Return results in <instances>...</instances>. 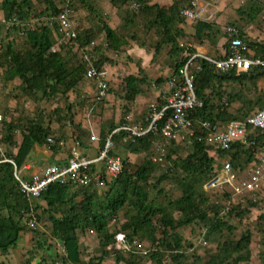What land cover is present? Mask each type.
<instances>
[{
	"label": "rangeland",
	"instance_id": "rangeland-1",
	"mask_svg": "<svg viewBox=\"0 0 264 264\" xmlns=\"http://www.w3.org/2000/svg\"><path fill=\"white\" fill-rule=\"evenodd\" d=\"M56 1L60 6L67 3V0ZM69 1L74 11V22L78 33H86L89 30L92 32L90 35L93 40L85 44V46H80L81 50L76 49L77 53H74L69 47L63 48L62 51L66 54L73 68L79 65L87 68L88 65L83 62L82 53L88 51L92 55L95 66L99 71H104L105 76L108 75L107 70L114 72L116 79L109 78L107 80L109 83L107 95H110V100H106L107 95L99 97L97 81L87 77L86 72H82L83 78L75 89L70 90L66 94L59 92L54 96H43L41 98L40 95L30 97L24 94L19 87L21 80L18 77L8 80L7 75L0 69V116L2 117L0 119V135L7 133L6 122L12 121L15 126L14 143L10 144L2 140L0 143V157L14 153V150H16L14 146H18L21 142L29 123L39 116H43L46 125L52 129L49 136L64 139L62 140L64 142L63 146L59 145L60 147H58L60 151L70 155L74 147L89 145L85 142H89V148H93L91 139H93V127L95 125H101L102 129L110 133L112 125H118L125 121L133 125L147 124L153 105L158 103L159 95L167 94L164 86L173 75L172 65L174 61L171 59L170 53H168L169 47H172V45L163 46L162 53L158 55L151 65L150 73L145 74L149 80L146 83L147 85H145L144 92L146 94L141 97L142 100H139V104L136 105V102L130 103L125 99L127 90L126 83L123 80L133 70L130 68L122 70L123 64L133 67L135 64L129 63V58H126V61L123 60L122 57H126L124 56L126 53L125 49L116 52L108 47L104 30V25L108 23L120 32L123 31L125 33L128 40H131L129 46L146 45V49L153 53L156 43L160 39V34L158 33L157 36L151 34V23L153 22V13L151 11H141L134 7L131 2L117 7L111 0H86V3L80 0ZM176 1L179 2L180 7L181 0H151L150 2L153 4L159 3L164 8H168ZM35 3L37 11L45 7L44 3L38 1ZM201 12L202 20L209 21L215 26L212 32L205 35L202 40L196 38L194 34L196 21L189 23L181 15V12L179 13L180 16L178 15V18H176L174 28L179 29L178 26L180 24H183L185 28V31H181L178 37L179 45L184 50L188 47L189 49L193 48L195 43L200 45L201 49H204L207 45L214 47L217 44V38H220L219 41L224 44L225 27L234 25L246 37L247 43L250 44L249 46L255 49L258 54L264 53L261 52V46L264 44V0H201ZM45 19L42 17L31 19L26 25L29 28H35L42 22L46 23ZM55 20L56 18H50L47 23L54 26ZM0 23H6L1 9ZM7 27L8 25H5L2 29L4 36L8 32ZM11 37L15 38L16 34L13 33ZM136 37L138 41H136ZM24 39L22 34L20 38L15 39L18 49L24 45ZM217 52L219 53V50ZM159 76L165 80L156 83V79ZM217 91L223 96L220 97ZM208 92L212 95L211 97L215 104H226L229 107V111L248 108L253 102L255 109H258L264 106V75L255 80L250 78V76H243L237 81L217 84L215 88ZM144 97H149V100L144 99ZM77 102H80L82 106L78 105ZM74 109L80 110L83 117L86 116L85 113H88L89 117L88 115L86 116V128L84 129L87 131L88 135L86 136L90 137L89 139L85 140V138H82V131L80 130L82 127L79 128L74 124ZM54 110H61V120L58 118V113L53 112ZM71 113H73L72 118ZM105 115L108 116L106 121L103 120ZM155 140L153 141L154 143L152 142L151 147L140 148L142 145L139 142H135L137 141L136 139H125L124 135L120 133L115 140L114 153L121 157L122 161L127 162L132 173V171H136L138 167L149 160L151 156L154 157L156 155L157 157L159 150L156 142L161 141L162 145L164 139ZM135 143L139 146L136 150L134 149L137 146L134 145ZM166 145L167 148H171V151H176L172 154L173 158L183 164L193 150L189 144L185 146L184 144L170 142L166 143ZM41 147L51 149V145L48 143ZM98 150L99 146L94 150L95 154ZM220 153L218 154L220 155ZM222 157L226 156L222 155L218 159H214V164H218L219 168ZM174 165L170 159L155 160L149 175V182L145 184V189L149 194L152 206L163 208L170 216L178 219L181 216V211L171 202L176 201L183 195L184 188L180 181L184 180L183 182L186 181L185 183H188L189 180V182L194 183L196 198L200 202L199 195L200 193L203 194L204 186L202 189V184L205 178H202V182L199 178L194 181L191 176L188 179L189 175L187 173L183 176L178 169L172 171L171 169H173ZM245 167L240 164L241 169L238 170L237 168L236 170L239 172L240 178L246 182H251L254 178L253 174L248 172ZM168 169L171 171L165 178L163 175L168 172ZM98 171L99 180L90 184L88 188L74 187L70 189L69 193L73 196L72 203H80L92 190L97 193L95 198L97 203L106 205L107 193L112 189V184L117 177H111L106 174L104 168ZM193 176H198V174ZM206 192L211 196L209 203L213 204L217 198L215 193ZM219 199L222 201V198ZM236 201L237 203L234 204V207H237L239 214L237 213L228 218L229 224L235 226L232 231H229L228 228L223 231H212V217L210 219L206 217L204 219L198 218L193 223L181 228L173 229V227H169L167 233H165L164 226L161 223L163 215L159 213L152 218L155 228L154 233L140 232L132 238L129 237L131 230L124 226L129 221L130 216L127 215V210L122 208L117 215L108 216V232L115 235V243L111 244V248L114 249H112L110 255L103 256L100 237L92 228L87 227L78 230L77 236L82 252V260L78 263L64 261V256L67 252L63 242L55 236L52 222L48 217L35 212L36 223L31 225L28 211H25L22 213V221L29 228L25 237L29 243V249H19L22 257L18 264H23L28 259H31L34 264H89L91 259L99 260V257H104L103 259H105L102 264H166L172 261L171 258L177 252L185 255L184 257H178L177 263L179 264H206L212 258H217L220 247L226 238L236 241L245 232L251 233V242L246 247V252H250V258L239 262V264H264V193H248L244 191ZM201 207L205 208L206 203H202ZM2 214L7 215L8 211L3 210ZM131 214H136V210H132ZM119 233L125 235L124 242L121 240L122 235H119ZM177 234L182 237L181 246L179 249H167L164 246L163 239L166 238L167 241H171L175 245V236ZM168 235L169 238H167ZM117 238L119 239L118 242L116 241ZM19 242V245L23 243L21 240ZM116 251L123 256V261L117 262ZM159 260H161V263Z\"/></svg>",
	"mask_w": 264,
	"mask_h": 264
},
{
	"label": "trees",
	"instance_id": "trees-1",
	"mask_svg": "<svg viewBox=\"0 0 264 264\" xmlns=\"http://www.w3.org/2000/svg\"><path fill=\"white\" fill-rule=\"evenodd\" d=\"M36 1L44 3L45 7L37 11L36 3L34 4ZM80 1L86 3V0ZM111 1L117 7H121L128 2H136L140 5L138 8L139 10H148V12L151 11L153 13V22L151 24L152 27L157 28L160 34V39L156 45V53L160 52L164 44H171L172 49L170 51V57L174 61L172 65L173 74H179L180 68L184 65L186 59L183 56L184 49L179 45L178 41V37L183 30L180 28L175 29L174 23L181 12V8L184 6L183 0H181V8L179 7L178 1L174 2L168 8H164L159 3L149 4L151 0ZM66 2L67 3L63 6H60L56 0H1L0 9L3 12L6 23H0V69L7 75L8 80L18 77L21 80L19 85L20 89L24 94L30 97L39 95L41 98L43 96L51 97L59 92L66 94L70 90L75 89L76 85L83 78L82 72L84 73L87 71V68H85L86 66L83 65L73 68L66 54L63 53L62 49L65 47L71 48L74 53L77 52L74 49V45H70L66 42L58 44L57 19L55 23H53L54 26L47 23L50 18H57L58 14L66 5H72L69 0ZM41 17L44 19L46 18V23L42 22L35 28L27 27L26 23L31 19ZM5 25H8V32L4 36L2 29ZM214 27V24L209 21L197 20L195 26L196 38L202 40L205 35L212 32ZM104 30L109 48L120 50L123 45L128 43L125 37L110 25L105 24ZM53 31L57 34L56 36ZM13 33L16 34L15 38L11 37ZM91 33L92 32L89 30H87L86 33H78L77 41L79 46H85V44L92 41ZM21 34L24 35L25 38L23 41L24 45L18 49L15 44V39L20 38ZM54 45L56 46V51L51 50ZM78 50H81V47L80 49L78 48ZM195 50V48H191V51ZM261 50L264 52V45L261 46ZM201 64V69L195 72V90L199 98L204 100V106L203 108L193 111V115L211 120L213 123H223L236 118L245 119L251 113L264 108L263 106L255 109L253 102L248 108L229 111V107L226 104V106L215 104L211 97L212 95L208 92L215 88L217 84L237 81L243 76H250V78L255 80L264 75V66H252L248 71L238 74L235 71L220 73L205 60H202ZM142 71L143 70L140 69L141 74ZM143 81H145L144 76L138 77L136 75H131L124 79L127 90L125 95L126 100L132 101L135 99L136 95L139 93L137 85ZM218 95L220 97L223 96L221 93L219 94V92ZM158 104V108H160V106L164 104V101L160 99ZM53 112L58 113V118L61 120V110H54ZM72 117L73 113H71V118ZM6 123L7 133L1 135L2 140L12 144L14 143L15 126L12 121ZM114 126L112 125V127ZM111 129L113 130L114 128ZM51 131L52 129L50 126L46 125L43 116L35 118L34 121L27 126V130L24 132L22 141L18 146L17 153L15 155L9 154L7 157L14 158L17 165L21 167L29 159L35 144L41 146L47 144V137L50 135ZM108 134L106 130H103L101 145L104 144L105 137ZM119 134L120 133L115 135V140ZM121 134L123 135V133ZM155 138L156 137L149 134L147 136L137 137V141L135 142L141 143L142 147L140 148H146L149 146L151 147ZM257 139L259 142L263 141L264 133L259 131ZM171 142L178 143L175 140ZM179 144L188 145L187 143L181 142ZM134 145L136 146L137 144L135 143ZM189 145L192 146L193 150L184 161V164L173 158L172 154L176 151H171V148H166L164 159H170L173 165L175 164L174 167H172L173 169H171L172 171L178 169L183 176L187 173L189 175L188 179L191 176L194 181L199 178L202 182V178H205V183V180H208L215 174L214 157L210 156L203 142L195 140ZM235 147L236 149L234 150L221 152L219 157L222 155L229 156L234 168H238V170L241 169L240 164L247 168L249 164L254 162L252 152L245 150L239 145ZM138 148V145L134 147L135 150ZM51 149L57 152L59 148L57 146H51ZM154 162L153 156H151L149 160L131 173L129 165L127 162L125 163L123 161L124 167L122 173L115 179L116 181L113 182L112 189L108 191L106 205L97 203L95 200L97 193L92 190L80 203H72L73 196H71L69 192L71 188L76 186L57 182L50 184L39 198L29 199L21 191L19 183L14 177L13 164L8 161L2 162L0 164V250L2 252H7L11 247L18 244L21 232L28 230L24 221H22V213L25 211H28V213L33 211L35 213L38 212L39 208H41V215L48 217L52 222L55 236L63 242V246L67 252L64 256V261L76 263L82 260V252L80 250L77 232L79 229H85L87 227L92 228L98 233L101 241L100 246L103 248V256L110 255L112 249H114L111 248V244L115 243V235L108 232V216L117 215L122 208H125L128 212L127 215L130 216L128 219L129 221L124 225L125 228L131 230L129 233L130 238L134 235H138L140 232L154 233L155 228L152 218L159 213L163 215L161 217V223L164 226L165 233H167L169 227H173V229L181 228L193 223L198 218L204 219L206 217L209 219L212 217V231H223L227 228L229 231H232L235 229L234 225L229 224L228 218L237 213L239 214L237 207L235 208L233 206L228 215H221L220 205L215 202L213 204L209 203L211 196L203 189L204 183L202 184L203 194L200 193L199 202L196 198L197 195L194 183L189 182V180L188 183H185L186 181L183 182L184 180L180 181L184 188L183 195L176 201L171 202L181 211V216L178 219L170 216L165 209L152 206L149 194L145 189V184L149 182V175L152 171ZM171 170L168 169V172H165L166 174L163 176L166 178ZM196 174H198V176H193ZM78 187L88 188L89 186ZM40 200L44 201V204L41 203ZM202 203H206L205 208L201 207ZM3 210H7L8 214L3 215ZM132 210H136V214H131ZM38 214L40 215V213ZM167 238H169V235ZM181 240L182 237L177 234L175 236V245H173L171 241H167L166 238L163 239V242L167 249L174 250L179 249ZM250 242V232H245L236 241L226 238L220 247L217 258H212L206 264H239L241 261H246L250 258V252H246V247ZM184 256V253L181 254L177 252L171 258L172 261L166 264H179L177 263L178 257ZM103 258L104 257H99V260L91 259L89 264H102L103 260H105ZM116 258L117 262L123 261V256L120 255L118 251H116ZM159 262L161 263V260H159ZM23 264L34 263H32L31 259H28Z\"/></svg>",
	"mask_w": 264,
	"mask_h": 264
},
{
	"label": "built area",
	"instance_id": "built-area-1",
	"mask_svg": "<svg viewBox=\"0 0 264 264\" xmlns=\"http://www.w3.org/2000/svg\"><path fill=\"white\" fill-rule=\"evenodd\" d=\"M186 1L187 3L181 8L182 16L190 20L202 18L201 0ZM131 4L136 8L140 6L136 2H131ZM56 19L58 44L66 42L74 45L75 50L80 49L74 11L71 6L66 5ZM224 32L226 50L222 56L191 51L189 47L183 50L186 61L180 68V73L173 74L167 82L168 90L163 98L164 104L160 108H158V103L153 105L147 124L133 125L128 121L119 124L108 134L104 144L99 146L95 156L83 155L74 147L70 156L49 163L41 174H33L29 179L22 176V169L14 158L0 157V164L5 161L11 162L14 166V177L21 191L27 198L35 199L39 198L54 182L73 186H89L99 180L98 170L101 168H104L106 174L111 177H118L124 167L121 157L114 153L115 135L118 133H124L125 139H136L149 134L157 137L156 140L164 139L162 145L161 141L156 142L159 153L157 157L156 155L153 157L154 161L164 159L166 143L173 140L187 144H192L195 140L203 142L214 159L219 158V152L234 150L235 146L239 145L253 153L254 162L247 166V171L253 174V181L246 182L240 178L231 159L226 156L222 157L220 168L218 164H215L217 166L214 168L215 174L203 185L206 191L215 193L218 198L214 200L221 207L220 214L228 215L237 203L236 199L244 191L264 193V140L259 142L257 139L259 131L264 133V108L251 113L245 119L236 118L223 123H213L211 120L196 117L192 112L203 108L204 100L199 98L195 90V72L201 69V62L205 60L220 73L235 71L239 74L248 71L252 66H264V53L252 54L248 44L234 25L225 27ZM51 50L56 51V47L53 46ZM82 59L88 65L86 76L97 81L99 97L106 96L109 83L105 78V72L98 70L90 52L84 51ZM47 143L51 146H63L64 144L62 139L53 136L48 137ZM219 198H222V201ZM28 214L29 223L34 225L36 223L35 213L32 211ZM119 235L122 234L119 233ZM121 240L125 241V235H122Z\"/></svg>",
	"mask_w": 264,
	"mask_h": 264
},
{
	"label": "crops",
	"instance_id": "crops-1",
	"mask_svg": "<svg viewBox=\"0 0 264 264\" xmlns=\"http://www.w3.org/2000/svg\"><path fill=\"white\" fill-rule=\"evenodd\" d=\"M166 1V0H165ZM183 2H184V5L187 3V1L185 2V0H183ZM149 4H153V3H149ZM185 18V17H184ZM189 23L190 22H195V21H197V20H190V19H187V18H185ZM199 20H202V18H200ZM128 23L130 24V22L128 21ZM108 24V23H107ZM108 25H110V24H108ZM111 26V25H110ZM113 29H115V30H117L123 37H125V39L128 41V43L127 44H125V45H123L122 47H121V49L120 50H114V51H116V52H119V51H121L122 49H125V51H126V53H125V55L124 56H126V57H122L123 58V60H125L126 61V58H129V63H134L135 64V66L133 67V66H129V65H127V64H123V67H122V70H125V69H127V68H130V69H132L133 71L131 72V73H129L128 75H126L125 77H124V79L126 78V77H128V76H131V75H136V76H138V77H142V76H144L145 77V81H143V82H140V83H138V85H137V88L139 89V93L136 95V97H135V99L134 100H132V101H129L130 103L132 102H136V105L137 104H139V100L141 101L142 99H141V97L143 96V95H145L146 93L144 92L145 91V85H147L146 83L149 81L148 80V77L145 75V74H149L150 73V71H151V65L154 63V61H155V59L158 57V55H160L161 53H162V50H163V47H161V49H160V52L159 53H156V46H155V48H154V50H153V53L151 52V51H148L147 49H146V45H142V44H138L136 47H134V46H132V45H130L129 46V44H130V42H131V40L129 41L128 40V38H127V36L125 35V33L123 32V31H119L117 28H114L113 26H111ZM178 28H180V29H182L183 31H185V28H184V26H183V24H180L179 26H178ZM239 30V29H238ZM54 32V31H53ZM151 34H153V36H157L158 35V30H157V28H155V27H152V30H151ZM240 32V31H239ZM196 33V28H195V31H194V34ZM241 35H242V37L244 38V40L246 41V43H247V39H246V37L242 34V33H240ZM54 35L56 36L57 34L54 32ZM134 38H135V34H134ZM219 39L220 38H217V44H216V46H211V47H209L208 45H207V47L205 46V48L204 49H201L200 48V45H198V44H193V48H195L196 49V51H200V52H203V53H207V54H209V55H213V56H222L223 54H224V52H225V48H226V45H225V43H226V40H225V43L223 44V42L222 41H219ZM226 39V38H225ZM93 40V39H92ZM136 41H138V38L136 37ZM135 41V42H136ZM92 42V41H91ZM132 42H134V41H132ZM139 43V42H138ZM201 43V42H200ZM248 44V46L250 45L249 43H247ZM140 45V46H139ZM156 45H157V43H156ZM168 45H171V44H166V45H164V47L165 46H168ZM264 45V44H263ZM111 49V48H110ZM171 49H172V47L170 46L169 47V52L168 53H170V51H171ZM249 49H250V52L252 53V54H255V55H260V54H258L257 52H256V50L255 49H253L251 46H249ZM111 50H113V49H111ZM217 50H219V53L217 52ZM124 51V52H125ZM261 52H263L262 50H261ZM263 54V53H262ZM170 58V57H169ZM140 69H142L143 71H142V74L140 73ZM158 69V68H157ZM107 73H108V75L107 76H109V77H107V76H105V78L107 79V80H109V78L111 79H116V77H115V74H114V72L113 71H111V70H107L106 71ZM123 79V80H124ZM165 79L163 78V77H161V76H159L157 79H156V83L158 82H162V81H164ZM164 88L166 89V90H168V84H167V82H166V84H165V86H164ZM108 94V93H107ZM164 96L165 95H159V98H158V101L161 99V100H163V98H164ZM126 99V98H125ZM144 99H148L149 100V97H144ZM106 100H110V95L108 96L107 95V97H106ZM69 104V103H68ZM77 104L78 105H80V106H82V104L80 103V102H77ZM72 110H73V108H72ZM73 113H74V124L77 126V127H79V128H81L80 130L82 131V138H85V140L86 139H89L90 137H88V136H86V135H88L87 134V131L84 129V128H86L85 126V124H86V121H87V118H86V116L88 115V113H85V117H83L82 116V114H81V111L80 110H75L74 109V111H73ZM88 117H89V115H88ZM107 118H108V116L107 115H105L104 116V121H106L107 120ZM119 125V124H118ZM118 125H115L114 127H112V128H115V127H117ZM100 126V127H99ZM111 126V125H110ZM103 130L104 129H102V127H101V125H95L94 127H93V139H91L92 140V146H93V148H89V145H90V143L89 142H85L86 144H89V145H84L85 147H83V146H79L78 148L77 147H75L76 148V150L78 151V152H80V153H82L83 155H86V156H89V157H93V156H95L96 154H95V149L98 147V146H101V141H102V137H103ZM112 130V129H111ZM110 130V131H111ZM85 133V134H84ZM109 133V132H108ZM123 135H124V133H123ZM108 136V135H107ZM106 136V137H107ZM0 137H1V142H2V136L0 135ZM106 137H105V139H106ZM62 140H64V139H62ZM22 141V140H21ZM21 143V142H20ZM19 143V144H20ZM19 146V145H18ZM18 146H14L15 147V149L16 150H14V155L17 153V151H18ZM57 147H60V146H57ZM51 148V147H50ZM63 149H64V147H62ZM71 154H72V152H71ZM70 154V155H71ZM95 154V155H94ZM70 155H68V154H66V152H64V151H60V149L57 151V152H55L53 149H49V148H43V147H41L40 145H38V144H35L34 145V147H33V150H32V153L30 154V156H29V159L21 166V169H22V176L24 177V178H26V179H29L33 174H41L42 172H43V170H44V168L49 164V163H51V162H54V161H57V160H61V159H64V158H66V157H68V156H70ZM76 187H78V186H76ZM40 202L41 203H43L44 204V201H42V200H40ZM38 212L39 213H41L42 214V212H41V208H39L38 209ZM28 228V227H27ZM29 229V228H28ZM27 234H28V230H24V231H22L21 232V237H20V240L23 242V243H21V245H19V243L20 242H18V244L16 245V246H14V247H11L7 252H2L1 250H0V264H18V263H20V261H21V257H22V253H21V251H19V249H22V248H26V249H29V243H28V241L25 239V237L27 236ZM19 240V241H20ZM4 257V258H3ZM16 260H18V262H16Z\"/></svg>",
	"mask_w": 264,
	"mask_h": 264
},
{
	"label": "bare ground",
	"instance_id": "bare-ground-1",
	"mask_svg": "<svg viewBox=\"0 0 264 264\" xmlns=\"http://www.w3.org/2000/svg\"><path fill=\"white\" fill-rule=\"evenodd\" d=\"M162 99V98H161Z\"/></svg>",
	"mask_w": 264,
	"mask_h": 264
},
{
	"label": "clouds",
	"instance_id": "clouds-1",
	"mask_svg": "<svg viewBox=\"0 0 264 264\" xmlns=\"http://www.w3.org/2000/svg\"><path fill=\"white\" fill-rule=\"evenodd\" d=\"M55 46V45H54Z\"/></svg>",
	"mask_w": 264,
	"mask_h": 264
}]
</instances>
